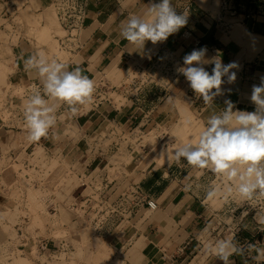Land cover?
I'll use <instances>...</instances> for the list:
<instances>
[{
	"label": "crops",
	"instance_id": "0c3cea01",
	"mask_svg": "<svg viewBox=\"0 0 264 264\" xmlns=\"http://www.w3.org/2000/svg\"><path fill=\"white\" fill-rule=\"evenodd\" d=\"M10 1L16 14L20 15V21L13 23L15 41L10 47L13 71L8 78L13 85L24 89L23 99L35 90H42L38 73L27 70L24 65V61L38 51L66 63L68 70L79 67L95 86L100 84L105 89L133 64L151 66L166 52H171L183 66L184 56L200 49L196 44L198 41L216 48L215 52H206L205 59L209 63L203 65L205 69L213 67L212 61L217 58L225 65L235 63L236 67L231 71L236 73V80L228 83L227 77L222 78L225 81L221 86L222 94L215 97L211 106L205 105L201 98H193L195 93L190 95V110L195 112L196 120L205 124L209 116L226 107L225 100L234 103V111H255L250 100L252 87L264 79V0H241L236 14L223 19L219 0H172L177 14L188 15L186 26L166 41L156 44L146 41L144 47L123 39L121 25L129 15L147 18L148 6L160 0H91L83 25L75 36L63 41L64 45L60 43L63 39L54 34L53 24L48 23V19L55 18L49 10L53 0H24L20 6L25 13L23 17L19 6ZM185 5L188 8L183 11ZM55 41L62 55L53 50ZM106 72L111 78H106ZM128 88L132 89L131 86ZM190 91L189 82L179 74L168 86L147 85L138 93L132 91L134 95H120L119 101L112 97L96 104L78 106L76 113L64 105L57 110L56 124L39 141L27 139L23 106L20 98H14L13 114L8 120H0V163L6 161L2 156L14 158L32 146L41 145L54 150L61 146L64 151L68 144L81 150L78 156L80 165L92 167L102 158L87 151L88 137L104 131L112 123L134 125L145 122L146 116L147 129L160 131L180 119L176 99L185 97ZM68 130L74 133L69 134ZM165 150L156 155L159 160L172 152ZM133 158L126 165L128 178L135 180L137 177L140 187L154 200L156 207H142L130 220L106 225L102 236L115 248L131 251L132 259H126L130 264H223L208 249V245L214 244V238L206 234L205 226L202 227L211 216L204 196L209 178L214 174L188 165L183 158L177 163L172 155L161 164L151 159L142 165L139 161V165L132 161ZM2 185L0 183V228L6 222L1 214L10 201ZM214 220L212 217L207 227ZM236 223L232 222V228ZM241 226L234 235L230 232L223 239H231L237 248V252L229 257V264H264V217L246 215ZM5 235L0 232V248L7 242Z\"/></svg>",
	"mask_w": 264,
	"mask_h": 264
},
{
	"label": "rangeland",
	"instance_id": "374dc122",
	"mask_svg": "<svg viewBox=\"0 0 264 264\" xmlns=\"http://www.w3.org/2000/svg\"><path fill=\"white\" fill-rule=\"evenodd\" d=\"M13 2L19 6V13L23 16L24 11L20 6L22 7L24 0H13ZM10 3H12L10 0L0 1V14L5 13V8H8L10 11V13L8 12V14L2 15L3 19L0 18V65H2L0 68L3 67L1 69H4V76L2 78L4 80L1 79L2 81L0 83L1 121L8 120L13 114L12 111L15 108L13 105L15 99L20 98L22 106H24L26 100L22 97L24 89L13 85L8 78L9 73L13 71L11 63L13 57L10 48L15 41V35H13V29L15 27L13 23L20 21V15L18 13L16 14L13 4L11 7ZM26 10H28V7ZM49 10L55 17L52 20L48 19V23L54 26V34L59 36L64 35L65 31L61 29L58 23L53 5ZM14 13L16 16H14ZM45 30L46 29H44V31ZM53 50L58 55L63 54L56 41ZM127 71L123 73L119 79L114 80L113 84L118 85L122 82ZM105 76L108 79L111 78L108 72L105 73ZM193 93L192 90L185 97H177L176 102L180 110V119L174 124L162 128L160 131L152 129L148 134H144L141 145H145V147L140 148L137 146L134 150L136 155L133 153L129 157L123 158V163L125 165L128 166L130 164L134 155L135 158H133L132 161H136L135 164H139L140 161L142 165L151 159H153L156 164L164 163L172 152L162 160L156 157L158 152L165 149L173 151L174 147L179 145L182 141H186L198 134L201 127L205 124L200 120H196L195 112L190 110V95H193ZM109 96H112L115 101L120 100V96L116 95L114 92L110 93ZM174 97L176 96L174 95ZM87 105L90 104L88 103ZM185 108L188 109L187 112L184 110ZM186 121H191V124H187ZM73 133L74 131H69V134ZM161 135H163V137H161ZM91 140V137H88L86 141L87 144L91 143ZM37 146L41 145L32 146L23 150L21 155H17L14 158L6 157L5 155V157L2 156L6 161L0 163V183L7 189L6 194L10 201L5 209L6 212L4 211L1 214L6 222L2 225L0 230L6 234L5 240H10L9 243L12 246L10 250H8L9 253L0 250V264H35L41 262H45V264H125L126 259L131 260V251L126 252V248H115L107 238L102 236L105 235L104 228L106 225L100 233V231L96 232L94 228L89 226H78L80 222H76L75 219H73L75 215L69 204L75 197L76 192L80 189L78 185L81 180L77 171L80 169L78 156L81 150H78L77 146L72 148L68 144L64 151H61V146H59L60 148L57 150ZM171 147L173 148L171 149ZM37 153L41 156L39 157ZM53 161L56 165H48ZM112 161L114 162L115 159H112ZM105 162V159L96 161V164L92 165V167L102 165ZM132 164L131 165L134 166V162ZM92 167L88 165V169ZM21 168L25 171L21 170ZM112 174L119 179L121 177L118 171L112 172ZM135 180L137 181V177ZM230 183L231 182L227 181L225 178L214 174L209 178L207 184L208 189L204 196L206 200L205 204L209 208L211 215L210 219L215 217V220L213 223L210 222L207 227V222L210 220L207 218L204 224H202V227L205 226L204 229L206 234L208 233L210 237L214 238L213 243L225 239L232 229L235 234L239 228H242L241 223L244 218H240V214L245 207L239 206L241 205V196L235 192V190L231 193L227 191V187ZM15 184H17L16 187ZM30 188L37 192L35 193V198H32L37 202L35 203L36 205L34 204V207H37L34 212L31 209L32 206L30 208V201L33 202V200H31L32 193H29L32 192ZM209 192H214L215 194L209 197ZM22 196L23 200H25V205L20 207L17 199L22 198ZM232 208H234V210L229 211V209ZM245 209H248V205H246ZM249 211L250 213H248V215L253 213L250 209ZM36 216L37 218L39 216V218L37 219ZM232 222H237L234 224L233 228ZM58 228L61 229L59 230ZM53 230L55 232H53ZM20 233H22L21 238L19 237ZM37 233L45 236L65 237L70 251L67 254L57 253L52 255H48V253H39L35 246H30V240L27 239V237L25 238L26 235H34ZM81 235L82 237H80Z\"/></svg>",
	"mask_w": 264,
	"mask_h": 264
},
{
	"label": "clouds",
	"instance_id": "9594fccd",
	"mask_svg": "<svg viewBox=\"0 0 264 264\" xmlns=\"http://www.w3.org/2000/svg\"><path fill=\"white\" fill-rule=\"evenodd\" d=\"M146 17L129 15L121 25V37L142 47L146 41H166L186 26L188 15L177 14L172 0H160L148 6ZM205 55L206 49L193 50L184 56L183 66L176 71L186 78L196 97L211 106L215 97L222 94V78L235 82L236 73L231 70L236 64L225 65L217 58L212 61L210 74L203 66L209 63ZM24 65L27 70H35L42 82V90H35L23 106L27 139L39 141L56 124L61 106L76 113L78 106L91 102L95 82L79 67L68 70L66 63L49 58L43 51L29 56ZM250 100L255 111H234V103L225 100L226 107L209 116L198 134L175 146L171 154L177 163L183 158L192 167L225 178L231 182L227 187L229 193L235 190L247 199L257 194L264 196V79L253 85ZM186 123L190 125L191 121ZM214 194L209 192L208 196ZM207 247L223 264H229V257L237 252L231 239L218 240Z\"/></svg>",
	"mask_w": 264,
	"mask_h": 264
},
{
	"label": "built area",
	"instance_id": "2783aa9c",
	"mask_svg": "<svg viewBox=\"0 0 264 264\" xmlns=\"http://www.w3.org/2000/svg\"><path fill=\"white\" fill-rule=\"evenodd\" d=\"M90 2L91 0H53L52 5L56 18L61 29L65 31L64 35L58 37L63 39L60 42L62 45H64L63 41L75 36L77 30L83 25ZM241 3V0H219L220 17L223 19L225 16L236 14L237 6H241ZM10 5L12 7V3ZM187 8L188 5H185L183 11H186ZM8 12L10 13L8 8H5V13L2 14L5 15ZM196 44L199 45L200 49H206V52H215L216 50L214 46L206 43L199 44L197 41ZM180 66V61L176 60L171 52L163 53L151 66H144L139 63L133 64L124 76V80H127H122L118 85L112 84L111 87L105 89L100 84L96 85L90 103L96 104L99 101L112 98V96H109L112 92L127 97L134 95L133 92L138 93L147 85L163 84L168 86L179 75L176 68ZM213 67L207 70L210 74ZM128 86H131L132 89L129 90ZM192 97L198 99L196 95ZM145 118H147L145 122L134 125L126 123L109 124L104 131L95 134L92 136L93 138L91 137V143L87 144V151L94 152L96 157L104 158L106 162L91 169H88V165L79 166L78 174L81 181L78 186L80 189L69 204L75 215L73 219L80 222L78 226H89L94 228L96 232L100 231L101 233L105 225H115L120 221H128L142 207L149 209L156 207L154 200L142 190L139 182L128 178L129 172L123 163V158L128 156L137 146L140 148L145 147V145H141L143 135L152 130L147 129L148 116ZM112 159H115V161L113 162ZM115 171L120 172V179L113 176L112 172ZM16 186L17 184H15ZM2 187L5 191L7 190L3 185ZM18 201L20 207L25 205L23 196L20 199L18 198ZM240 202V207L246 208V205H248V209L243 208L240 218L248 215L250 213L249 209L253 212V215L264 217V196L257 194L252 199L241 196ZM233 210L234 208L229 209V211ZM22 233H20V238ZM231 234L234 235L233 229ZM34 235L29 234L25 238L27 237L31 242L30 246H35L41 254L48 253V255H52L70 251L65 237L45 236L38 233ZM9 242L10 240L0 250L9 253L8 250L12 246ZM125 264L130 263L126 260Z\"/></svg>",
	"mask_w": 264,
	"mask_h": 264
},
{
	"label": "bare ground",
	"instance_id": "6f19581e",
	"mask_svg": "<svg viewBox=\"0 0 264 264\" xmlns=\"http://www.w3.org/2000/svg\"><path fill=\"white\" fill-rule=\"evenodd\" d=\"M23 14H25V13H23ZM27 16H28V15H27ZM22 17H23V16H22ZM46 17H47V16H46ZM46 17H45V18H46ZM25 18H26V17H25ZM30 18H31V17H30ZM49 18H50V17H49ZM50 19H51V18H50ZM35 22H36V21H35ZM46 24H47V23H46ZM237 26H238V25H237ZM43 34H44V33H43ZM2 64H3V63H2ZM0 66H2V65H0ZM4 66H5V65H4ZM1 68H3V67H1ZM1 68H0V83H1L2 80H4V79H2L3 76H4V71H3L4 69L2 70ZM1 79H2V80H1ZM183 108H184V107H183ZM182 110H183V109H182ZM184 110L187 112L188 109L185 108ZM184 113H185V112H184ZM187 116H188V115H187ZM89 139H90V138H89ZM163 152H164V151H163ZM37 154H38L39 157L41 156V155H39V153H37ZM162 154H163V153H162ZM163 157H164V155H163ZM50 164H51V165H56L54 161L51 162V163H49L48 165H50ZM57 164H58V162H57ZM48 165H47V166H48ZM14 167H15V166H14ZM19 169H20V168H19ZM21 170H24V169L21 168ZM24 171H25V170H24ZM77 172H78V171H77ZM26 173H27V172H26ZM27 174H28V173H27ZM30 189H31V188H30ZM66 189H67V188H66ZM31 190H32V192H29V193H32L31 200H33L32 198H35V193H37V192H35V191H36L35 189H34L35 191H33V189H31ZM31 190H30V191H31ZM66 192H67V191H66ZM27 194H28V193H27ZM30 195H31V194H30ZM30 195H29V196H30ZM36 196H37V195H36ZM25 198H26V197H25ZM59 198H60V197H59ZM29 199H30V198H29ZM17 200H18V199H17ZM35 201H36V200H33V202L30 201V208H31V206H32L31 209H32L33 212L35 211V208H37V207H34V204L37 203V202H35ZM16 203H17V202H16ZM35 205H36V204H35ZM15 207H16V206H15ZM41 207H42V206H41ZM5 212H6V211H5ZM11 212H12V211H11ZM35 215H36V212H35ZM31 217H32V216H31ZM33 217H34V216H33ZM36 218H37V216H36ZM36 218H34V219H36ZM38 218H39V216H38ZM38 218H37V219H38ZM10 219H11V218H10ZM40 220H41V219H40ZM40 220H39V222H40ZM46 220H47V219H46ZM35 222H36V220H35ZM39 222H38V223H39ZM34 224H35V223H34ZM56 229H57V228H56ZM58 229H59V228H58ZM60 229H61V228H60ZM60 229H59V230H60ZM53 232H55V231L53 230ZM61 232H63V231H61ZM61 235H62V234H61ZM80 237H82V235H81ZM79 251H80V250H79ZM104 251H105V250H104ZM63 253H64V252H63ZM14 257H15V256H14ZM22 258H23V257H22ZM24 258H25V257H24ZM27 261H28V260H27ZM70 262H71V261H70Z\"/></svg>",
	"mask_w": 264,
	"mask_h": 264
}]
</instances>
